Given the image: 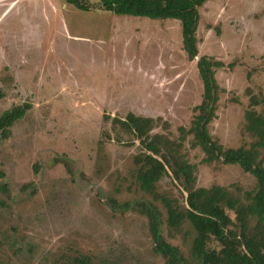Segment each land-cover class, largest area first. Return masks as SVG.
<instances>
[{
	"label": "rangeland",
	"instance_id": "374dc122",
	"mask_svg": "<svg viewBox=\"0 0 264 264\" xmlns=\"http://www.w3.org/2000/svg\"><path fill=\"white\" fill-rule=\"evenodd\" d=\"M86 2L89 10L66 0H0V113L31 104L10 138L0 134V182L9 188L0 190V264H167L147 216L131 207L140 201L156 203L163 234L190 256V226L169 234L163 202L134 177L140 141L116 121L130 113L160 119L152 134L171 139L191 127L204 84L181 22ZM199 12L198 56L226 65L215 70L222 90L210 133L225 148L250 147L246 111L264 105L251 103L264 99V0H207ZM192 140L182 152L196 166L197 187L219 185L242 200L257 188L240 165L205 162ZM157 188L186 205L172 174Z\"/></svg>",
	"mask_w": 264,
	"mask_h": 264
},
{
	"label": "trees",
	"instance_id": "16d2710c",
	"mask_svg": "<svg viewBox=\"0 0 264 264\" xmlns=\"http://www.w3.org/2000/svg\"><path fill=\"white\" fill-rule=\"evenodd\" d=\"M207 0H99L98 6L116 14L148 17L151 19H178L182 25L183 48L190 60H195L204 84L202 102L195 108L189 129L180 127L178 139L152 131L160 119L137 116L130 113L126 119L116 121L140 141L141 153L136 156L134 171L140 189L161 200L167 210L166 226L170 235L190 226L184 235L193 234L190 256H186L178 245L167 240L163 234V214L153 201H140L134 205L126 203L148 218L149 231L154 241V250L167 264H264V105L257 111H246L247 131L256 140L250 147L225 148L210 133L209 124L216 117L221 87L217 83L215 70L225 63L212 57L198 56L197 29L199 8ZM79 9L89 10L86 0H66ZM230 66H232L230 64ZM5 92L0 87V101ZM264 99L251 97L252 106ZM31 104L15 105L0 113V134L7 139L12 135L13 125L22 119ZM168 127V123L164 122ZM193 135L192 146L201 147L205 162L222 161L238 164L257 180V188L246 193L245 200L234 196L222 186L197 187L196 166L182 152L183 142ZM173 176L185 192L186 205L177 198H170L158 190V183L165 176ZM5 177L0 170V179ZM0 190L9 194L7 184L0 182ZM78 264H85L77 261Z\"/></svg>",
	"mask_w": 264,
	"mask_h": 264
}]
</instances>
